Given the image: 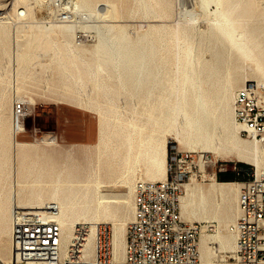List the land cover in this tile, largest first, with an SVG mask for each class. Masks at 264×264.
Wrapping results in <instances>:
<instances>
[{
  "label": "bare ground",
  "instance_id": "6f19581e",
  "mask_svg": "<svg viewBox=\"0 0 264 264\" xmlns=\"http://www.w3.org/2000/svg\"><path fill=\"white\" fill-rule=\"evenodd\" d=\"M100 1L108 9L103 5L94 19L83 13L89 7L96 8ZM136 1L139 9L130 13L133 17L139 13L143 19L169 16L168 0ZM196 1L209 19L207 30H195L190 25H148L147 32L137 41L112 24L115 14V9L109 7L112 0H68L73 20L70 23L57 20V24L49 26L38 24L28 0H15V18L25 23L20 27L38 30L29 35L31 39L24 45L18 34L21 30L16 29L13 46L9 22L0 20V70L2 59H7L10 66L30 60L42 64L50 58L75 86L66 96L75 100L81 110L100 116L94 149L97 160H90L85 167L79 163H59L37 141L19 140V135L25 132L21 126L23 116H17L14 110L12 116L7 114L10 100L7 87L0 81V186L10 176L7 170L13 159H19L22 169L26 165L31 167L16 193L12 191L15 187L0 189V236H6L9 242L0 264H8L12 257L13 214L18 207L25 210L56 207L63 248L79 223L92 224V237L100 225L113 224V259L124 264L127 224L134 217L138 172L143 168L148 181L167 179L169 137L188 149L208 151L213 163L223 160L249 164L258 176H264V143L241 137L243 128L234 111L235 90L240 84V88L256 81L264 85V8L253 0ZM7 5L0 0V7ZM196 11L195 7L186 9L185 14L195 21ZM76 30L86 32L87 37L91 31L95 33L86 39L90 47L75 39ZM206 51L210 57H206ZM246 69L252 71L254 79H246ZM112 75L116 81L111 80ZM85 79L95 80V90L103 94L101 100L91 97L94 90L87 88ZM125 94L136 95V99L143 97L137 105L134 97L127 98ZM41 97L62 100L55 94ZM22 100L28 114L30 100ZM133 103V111H128L126 106ZM140 105L142 112L137 111ZM82 150L93 153L89 147ZM206 164L200 158L198 166L207 183L199 184L193 177L184 184L180 198L182 218L188 222L217 220L220 224L225 221L236 224L241 216L242 185L208 176ZM111 184L126 187V191L104 190ZM228 231L201 232L200 264H230L216 262L213 251H236V235Z\"/></svg>",
  "mask_w": 264,
  "mask_h": 264
},
{
  "label": "built area",
  "instance_id": "2783aa9c",
  "mask_svg": "<svg viewBox=\"0 0 264 264\" xmlns=\"http://www.w3.org/2000/svg\"><path fill=\"white\" fill-rule=\"evenodd\" d=\"M55 20L70 23L68 0H50ZM8 17L1 13L0 20ZM86 32L77 30L75 39L83 42ZM13 110L27 114L24 100L17 99ZM236 120L242 136L264 143V85L248 82L235 92ZM190 155L177 154L168 166L164 181L135 184L134 217L126 234L124 264H200L199 223L185 222L180 198L190 182L193 165ZM238 176L240 172L233 171ZM240 182L241 216L230 227L236 235L235 264H264V176L248 173ZM58 209H15L12 227V257L8 264H120L113 259L112 229L102 224L92 237V224L75 225L72 238L63 248ZM88 248V249H87Z\"/></svg>",
  "mask_w": 264,
  "mask_h": 264
},
{
  "label": "rangeland",
  "instance_id": "374dc122",
  "mask_svg": "<svg viewBox=\"0 0 264 264\" xmlns=\"http://www.w3.org/2000/svg\"><path fill=\"white\" fill-rule=\"evenodd\" d=\"M49 1L50 0H28L29 4L32 5L33 11L37 16L38 24H43L45 26H49L51 24H57L56 23L57 20L53 18L51 9L49 8L50 7ZM168 1H169L168 17L143 19L140 13L136 17L130 15L131 12L139 9V3L136 0L135 1L112 0V2H110L109 4L110 8L115 9V14L112 24H115L117 26L116 29L121 28L122 31L126 30L127 34L134 41H137V39L140 36H142V34L147 32L148 25L161 24L169 27H176V26L184 27L190 25V27H192L193 29L195 28V30L200 29L202 31L203 28L204 30H207L209 26V21H208L209 19L205 14L202 13V11H200L199 4L196 0H189L190 2L188 0H168ZM253 1L256 2V4L259 5L260 7L264 8V0H253ZM14 2L15 0H2L3 4L5 5L8 4V5L5 6L6 8L1 6L0 11L1 13L5 14L8 17L5 21L9 22L8 32L12 36L13 46L15 44L14 35L15 32H17L16 29L21 30L18 34L21 45H24L26 40L30 38L29 35H31L32 33H36L38 30L36 28L35 31L34 29L20 27L23 26L25 23L22 24L20 21L18 22V20L15 18L16 11L13 9ZM103 5L108 9V6L105 4V2L100 1L96 4V8L95 6L89 7L87 11L83 10L85 11L83 13H87L91 18L94 19V16L98 13V9L104 7ZM194 7L197 10L196 11L197 16H195L197 18L195 21H193L192 17L185 14L186 9H192ZM211 9H213V6L211 7ZM140 25H143L142 29L140 28ZM75 33H77V30ZM94 35L95 33L91 31V34L89 36L91 37ZM89 36L85 37L82 43L86 47H90L89 46L90 43L88 42L86 43V39L90 38ZM94 42H96V40ZM1 53L2 52L0 51V55L2 56ZM12 53H14L13 50ZM205 55L206 57H210V52L206 51ZM31 61L32 60L26 63L14 62L10 66H8L7 59L1 60L2 62L1 66L3 68L0 70V81H3L4 86L7 87L6 94L8 99L10 100L7 114L9 116H12V110L15 105V101L18 98L30 100V103L28 104L30 106V111H29L30 114L25 118L24 125H23V118L21 120V126L25 129V132L19 135L18 137L19 140L23 142L37 141L36 143H38L40 147L44 149V152L54 157L56 161H58L59 163H67L68 165H71L73 163H77V164L79 163L85 167L90 160L96 161L97 155L94 152V149L98 143L100 116L97 113H88L86 111L81 110V108L78 105H76L75 100L69 99L68 96H66L75 90V86L73 85L72 80L70 79L68 80L67 75L64 76L65 74L64 71L58 66L57 63L51 61L50 58L45 59L42 64H36L34 60L32 62ZM245 75H246V79H254L253 77H251L252 71L249 69L245 70ZM111 80L116 81V78L113 76ZM105 81L111 82L108 79H106ZM85 83L88 84L87 85L88 89L94 90V92L91 94V97L92 98L97 97L98 99L101 100L103 94L101 91L95 90L96 88L95 80L85 79ZM241 85L242 84H240L237 90L240 89ZM85 90L86 89H84V91ZM237 90H235V92ZM43 94L45 95L49 94L52 96L55 94L57 95L58 98H61L62 100L45 99L41 97V95ZM131 96L135 98L136 100L134 101L136 102L135 104L139 105L140 98H142L143 96L142 97L140 96L138 97V99H136V95L133 96L131 94L130 95L125 94V97L127 98H130ZM101 103H103V101H101ZM135 104L133 103L132 105H127L126 109L132 112ZM141 105L137 107L138 112L139 111L142 112ZM61 107H68L74 109L81 113L88 114L92 119H95L96 128L93 137L89 140H74L71 142H64L60 140L58 142L56 137L53 136L52 132L54 131L55 128L54 127L55 115L58 109H60ZM240 135L242 138L248 139L247 137H243L242 134ZM48 143H52V144L57 143L58 145L53 146V145H49ZM86 147L91 148L93 150V153L92 152L88 153L82 150V148H86ZM177 154H179V157L182 155L184 156L190 155V157L193 156L191 158V161H193L192 162L193 168L192 171L190 172V175L191 178L194 177V179L199 184L200 183L205 184L207 183L206 181H208V179L203 176V173L201 172L198 166L200 158L205 162H207L206 164L207 168L209 167L207 171V175L208 174H209L208 176L214 175L213 177H215L217 181H221V178H218L217 176L221 173H226V172L230 173L231 171L232 172L243 171L238 166V164H240L241 162H237V161L226 162L220 160L217 163H213L212 162L213 156L208 151H205L204 153H200L196 149L193 148L188 149V147L184 145H180L178 142H175L173 137H169L168 164L171 162L172 158L175 157ZM19 163L20 162L18 158H15L10 162V165L8 166V170H7L10 176L7 180H5V183L1 184L0 189L4 187V190L6 189L12 190L15 187L12 191H14L13 193H16L22 187V179L24 176H27L29 172H31L30 169L31 167L30 165H26L25 168L22 169V166ZM245 165L249 167V171H252L254 173L256 172V169L252 165L249 164H245ZM137 177H138L137 181L139 180L148 181L146 180V176L143 175V168H141V170L138 172ZM232 181L242 182L244 181V179L239 177L237 179H233ZM104 190L115 193L117 192L123 193L126 191V187L116 184H111L105 187ZM134 195H135V188H134ZM134 195H133V201H134ZM18 208H22V207H18ZM183 220L185 222H188L186 219ZM188 223H199L202 227V231H203L202 234H217L219 232L227 234L229 232L228 229L230 230L231 225L234 224L233 222L230 221H225L223 224H220L217 220H200V221L195 220L193 222H188ZM129 224L130 222L127 224V229ZM109 226L113 230V224H109ZM8 247H9V242L7 237L0 236V257L1 256L6 257ZM213 251L215 252L214 260L216 262L235 264L232 258L234 252H232L231 250H220L218 251V253H216V249L215 250L213 249Z\"/></svg>",
  "mask_w": 264,
  "mask_h": 264
},
{
  "label": "crops",
  "instance_id": "0c3cea01",
  "mask_svg": "<svg viewBox=\"0 0 264 264\" xmlns=\"http://www.w3.org/2000/svg\"><path fill=\"white\" fill-rule=\"evenodd\" d=\"M52 132L59 142H71L74 140H89L93 137L96 121L88 114L81 113L68 107H61L55 115V126ZM234 175L235 172H232ZM222 175H217L220 178ZM230 175L222 177L223 182L230 180ZM233 182V181H227Z\"/></svg>",
  "mask_w": 264,
  "mask_h": 264
},
{
  "label": "trees",
  "instance_id": "16d2710c",
  "mask_svg": "<svg viewBox=\"0 0 264 264\" xmlns=\"http://www.w3.org/2000/svg\"><path fill=\"white\" fill-rule=\"evenodd\" d=\"M238 166L243 170V171L240 172V175L239 176L237 174L234 175L232 172H230V173L229 172L222 173V175L220 177L221 178V181H223L222 180V177H224L226 175H228V176L230 175V178H231L230 180H227V181H232L233 179H237L239 177L240 178H243L244 180L247 179V176L246 175L248 173H251L252 171H249V167L247 165H245L244 163H240V164H238Z\"/></svg>",
  "mask_w": 264,
  "mask_h": 264
},
{
  "label": "flooded vegetation",
  "instance_id": "af4514ba",
  "mask_svg": "<svg viewBox=\"0 0 264 264\" xmlns=\"http://www.w3.org/2000/svg\"><path fill=\"white\" fill-rule=\"evenodd\" d=\"M232 172V171H231Z\"/></svg>",
  "mask_w": 264,
  "mask_h": 264
}]
</instances>
